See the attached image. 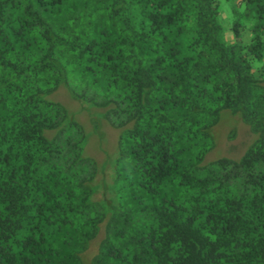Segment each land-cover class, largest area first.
<instances>
[{
    "label": "trees",
    "instance_id": "trees-1",
    "mask_svg": "<svg viewBox=\"0 0 264 264\" xmlns=\"http://www.w3.org/2000/svg\"><path fill=\"white\" fill-rule=\"evenodd\" d=\"M227 1L232 37L220 0H0V264H264V0ZM223 112L255 140L209 160Z\"/></svg>",
    "mask_w": 264,
    "mask_h": 264
},
{
    "label": "rangeland",
    "instance_id": "rangeland-1",
    "mask_svg": "<svg viewBox=\"0 0 264 264\" xmlns=\"http://www.w3.org/2000/svg\"><path fill=\"white\" fill-rule=\"evenodd\" d=\"M221 1L223 23L227 28L240 19L235 13V6L232 2L227 0ZM235 4L240 0H234ZM227 24V25H226ZM226 28V29H227ZM228 30V29H227ZM229 37H232V30L229 28ZM231 40V38H229ZM53 99L65 105L71 112L75 113L77 119L85 127L88 133L92 132V124L90 116L81 110L78 103L73 101L66 89L60 88L54 95ZM223 123L217 129L218 147L208 156L209 160L217 159L219 157H227L231 159H239L247 150V148L255 140L250 128L244 125L238 118L231 117L229 119V112H223ZM229 120V122H228ZM101 132L104 139L101 142L98 137L91 136L88 146L87 155L96 159L99 163H103L107 156L113 155L117 149L119 131L112 128L106 121L100 120ZM235 130L234 138L230 139L231 132ZM114 156V155H113ZM113 156L109 157L110 159ZM112 160V159H111ZM104 233L95 242L91 253L97 251L98 243L103 239Z\"/></svg>",
    "mask_w": 264,
    "mask_h": 264
}]
</instances>
